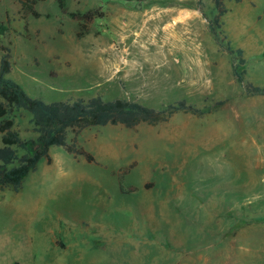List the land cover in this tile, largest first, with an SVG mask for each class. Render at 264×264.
<instances>
[{
    "label": "rangeland",
    "instance_id": "374dc122",
    "mask_svg": "<svg viewBox=\"0 0 264 264\" xmlns=\"http://www.w3.org/2000/svg\"><path fill=\"white\" fill-rule=\"evenodd\" d=\"M225 6L214 35L213 0H44L25 18L0 0V60L30 96L205 112L85 128L74 145L92 160L51 146L18 191L0 188V264H264V93L247 89L264 88V0Z\"/></svg>",
    "mask_w": 264,
    "mask_h": 264
},
{
    "label": "trees",
    "instance_id": "16d2710c",
    "mask_svg": "<svg viewBox=\"0 0 264 264\" xmlns=\"http://www.w3.org/2000/svg\"><path fill=\"white\" fill-rule=\"evenodd\" d=\"M40 1L44 0H19L23 17L29 15L39 17L41 14L36 5ZM56 2L61 11H66L65 0ZM213 4L216 13L209 26L210 32L216 35V29L221 27V17L227 12V8L225 0H213ZM71 16L92 21L97 15L93 12H84L72 13ZM5 29L0 22V31ZM232 52L240 64L245 63L241 48L233 49ZM9 72V54L6 53L0 60V188H12L14 191H18L24 178L36 170L41 159L51 162L49 155L51 146H61L68 153H79L92 160L89 153L81 148L77 149L74 145V137L85 128L107 124L133 128L141 123L164 121L179 111L196 115L205 113L185 99L168 103L159 109L146 106L137 100L104 99L101 95L87 99L78 97L45 102L30 96L19 83L7 77ZM247 89L251 93H264V88L252 85H248ZM223 103V100L216 101L215 106ZM20 110L30 114L29 121L35 133L34 137L22 138L14 129L13 113ZM69 129H75L70 142L67 141Z\"/></svg>",
    "mask_w": 264,
    "mask_h": 264
},
{
    "label": "bare ground",
    "instance_id": "6f19581e",
    "mask_svg": "<svg viewBox=\"0 0 264 264\" xmlns=\"http://www.w3.org/2000/svg\"><path fill=\"white\" fill-rule=\"evenodd\" d=\"M163 16V15H162ZM158 18V17H157Z\"/></svg>",
    "mask_w": 264,
    "mask_h": 264
}]
</instances>
